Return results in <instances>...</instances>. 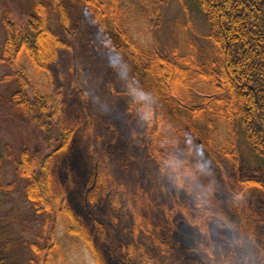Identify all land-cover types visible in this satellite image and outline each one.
Here are the masks:
<instances>
[{
    "label": "rangeland",
    "instance_id": "obj_1",
    "mask_svg": "<svg viewBox=\"0 0 264 264\" xmlns=\"http://www.w3.org/2000/svg\"><path fill=\"white\" fill-rule=\"evenodd\" d=\"M37 1L40 13L35 0H0V252H10L16 264H120L118 241L111 243L112 224L105 223L110 239L100 234L94 217L100 214V204L93 201V214L85 199L96 166V142L110 156L120 181L153 202L152 215L159 219L162 236L183 251L186 264L201 263V243L215 245L226 255L238 251L239 258L251 260L246 264H264V174L246 148L240 161L233 155L229 124L217 117L221 103L211 96L196 103L205 88L202 77L190 73L180 78L174 71L173 62L197 68L188 40L207 32L202 17L171 0L163 1L158 12L151 0H64L65 7L59 0ZM34 14L58 37L53 45L52 35L38 37L33 46L45 51L39 63L27 46L14 51L5 44L4 17L23 27ZM176 21L186 25H181L185 30H176ZM51 46L53 58L48 55ZM112 52L130 67L127 76L109 63ZM131 85L152 94L148 105L160 118L167 153L173 156L162 169L154 168L148 154L138 116L141 105L129 94ZM27 96L39 107L34 112L52 110L56 122L73 128L69 142L51 161L53 195L16 172L22 149H33L43 134L42 123L20 103ZM188 127L203 136L201 164L206 170L198 163H183L190 160L188 154L183 157L191 150ZM210 160L225 174L223 179L220 173L214 175ZM211 194L223 208L214 209ZM232 197L238 209L228 206ZM202 206L213 212L205 233L190 220ZM240 210L254 220L255 251L237 238L235 216ZM75 220L88 228L101 257L80 240L79 231L67 227ZM56 243L63 254L51 258L48 250Z\"/></svg>",
    "mask_w": 264,
    "mask_h": 264
},
{
    "label": "trees",
    "instance_id": "obj_2",
    "mask_svg": "<svg viewBox=\"0 0 264 264\" xmlns=\"http://www.w3.org/2000/svg\"><path fill=\"white\" fill-rule=\"evenodd\" d=\"M59 1L63 6L64 0ZM151 1L157 5L155 12H158V6L165 0ZM244 1L171 0V3L181 4V8L185 10L196 11L207 27V32L200 37L196 36V39L191 37L188 40L189 47L194 52L193 64L198 69L178 62H173V67L175 74L180 78L190 73L202 77V85L205 88L201 92L202 95L196 99V103H201L210 96L211 99L215 98L221 103L217 117L226 119L229 124L232 141L235 144L234 148L232 147L233 155L237 161H240L241 150L243 147L246 148L252 163L264 174V0H249L250 3ZM35 4V10L40 13V2L35 0ZM42 21L40 16L34 14L28 24L18 27L6 15L4 17L6 47L17 51L25 45L32 50L35 61L41 62L40 59L45 53L44 48L33 46L38 37L52 35L49 37L50 43L58 38L57 34L45 27ZM181 25L187 27L180 21H176L175 29L185 30ZM199 38L203 41L199 42ZM48 55L53 58L52 46ZM238 81L240 84L237 83ZM218 90L220 93L216 94ZM20 103L25 107L26 112L42 123L43 134L41 141L35 143L33 149H22L16 164L17 175L28 183L38 186L42 193L48 192L53 195L49 191L54 180L51 161L61 146L67 145L70 140L68 134L73 128L70 129L56 122L52 110L44 113L34 112L33 109L39 107L29 96L26 99L23 98ZM150 109V119L143 120V131L147 135L148 154L152 157L154 168L159 165L162 169L165 167L166 160L173 159V156L167 153L168 139L160 132V118L155 108ZM185 135L189 138L191 150L188 149L187 152L185 150L183 153L184 158L188 154L190 159H185L184 165L194 167L198 163V166L206 170L203 163L201 164V160H205V152L200 149V145L203 144L200 142L203 139L202 134L196 128L188 127ZM93 147L96 151V166L86 190V204L93 213V201L99 202L101 211L99 216L94 215V217L100 234L109 236V239L111 236L107 230L105 233V223L109 221L112 224L115 239L112 238L111 243L115 244V241H118L120 264H186L184 261L186 255L183 251L162 236L159 219L156 220L152 215L153 202L150 198L141 192L131 191L127 184L120 181L110 156L103 153L96 142ZM37 159H40L39 165L34 167ZM208 163L212 166L216 177L219 173L220 178L225 177L212 160ZM215 163L218 165L217 160ZM156 171L160 172V169ZM179 177H181L180 180L184 178L182 174ZM1 187L2 185H0V192ZM209 198L214 209H220L219 206L223 208L217 203L213 194ZM228 206L230 209H238L234 197L231 198ZM212 214L211 208L202 206L199 211L191 214L190 220L198 232L205 233L203 231L208 229V221ZM235 218L238 228L237 238L247 244L248 248L252 246L251 249L255 251L256 236L252 230L254 220L247 211L242 210L236 211ZM121 224L123 230L120 229ZM67 227L79 231L80 240L97 258L101 257L88 228L76 220ZM240 245L242 246L241 243ZM3 252H0V264H16L10 252L6 251L5 254ZM62 254L63 248L59 243L49 247L48 255L51 258L52 256L62 257ZM238 256V251L226 255L215 245L207 246L203 243L197 252L200 264H246L251 261L249 258L244 260V257ZM250 256L256 259L254 254L251 253Z\"/></svg>",
    "mask_w": 264,
    "mask_h": 264
},
{
    "label": "clouds",
    "instance_id": "obj_3",
    "mask_svg": "<svg viewBox=\"0 0 264 264\" xmlns=\"http://www.w3.org/2000/svg\"><path fill=\"white\" fill-rule=\"evenodd\" d=\"M109 63L124 76H127L128 72L130 71V67L124 63L123 57L117 52H112L109 54ZM129 94L137 103L141 105L138 111V116L142 120L150 119L151 109L148 105V102L150 101L152 94L137 85H131L129 87Z\"/></svg>",
    "mask_w": 264,
    "mask_h": 264
}]
</instances>
